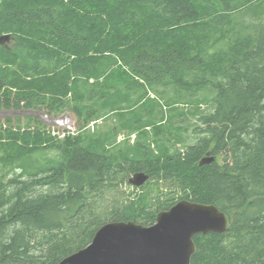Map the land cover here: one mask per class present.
<instances>
[{"label": "trees", "instance_id": "trees-1", "mask_svg": "<svg viewBox=\"0 0 264 264\" xmlns=\"http://www.w3.org/2000/svg\"><path fill=\"white\" fill-rule=\"evenodd\" d=\"M4 34L0 111L56 117L70 107L87 122L107 109L128 114L135 129L156 107L148 90L167 104L208 90L200 100L209 108L182 151L156 139L121 147L101 136L57 142L36 129L0 130L1 159L21 169L0 176V264H58L103 223L150 225L180 199L228 218L224 232L193 236L189 264H264V0H0ZM47 145L62 158L33 170L26 158ZM207 153L214 160L199 165ZM137 172L173 197L128 198L122 186Z\"/></svg>", "mask_w": 264, "mask_h": 264}, {"label": "water", "instance_id": "water-1", "mask_svg": "<svg viewBox=\"0 0 264 264\" xmlns=\"http://www.w3.org/2000/svg\"><path fill=\"white\" fill-rule=\"evenodd\" d=\"M8 39L9 34L0 36V41ZM11 114H35L47 122H57L32 110L0 112V116ZM212 160L214 157L207 153L198 164ZM147 179L145 173L137 172L128 183L138 187ZM227 225L225 212L215 205L180 199L158 211L150 225L133 220L103 223L87 245L63 257L58 264H189L195 251L193 236L221 233Z\"/></svg>", "mask_w": 264, "mask_h": 264}, {"label": "rangeland", "instance_id": "rangeland-1", "mask_svg": "<svg viewBox=\"0 0 264 264\" xmlns=\"http://www.w3.org/2000/svg\"><path fill=\"white\" fill-rule=\"evenodd\" d=\"M232 16H238V12L232 13ZM242 20L245 22H251L254 20V18L250 16H244ZM9 40L5 41H7V44L10 45V43H8ZM91 81L92 79H89V82ZM141 91L142 90H137L135 93H133V95L138 94L139 92L141 93ZM202 91L204 92L198 94L194 92L195 95L190 99L189 102H176L173 104L169 102L167 104L166 100L163 97H159L151 90H148V94L146 97H151L152 99H154L156 102L153 104L156 107L153 108L152 112L146 113V117L144 116L142 118V120L146 121L148 125H139L138 128L135 129L129 124L130 122H128L127 120V118L129 117L128 114L124 115V117L122 118L118 114H111L107 109H105L103 110L104 112L100 114L101 116L85 122L82 118L77 116L75 111L71 110L70 107H67L66 109L58 111L57 116L55 115L56 117H49L59 119V121L56 122L57 124L55 125L50 124V122L43 120V118H40L39 116L38 117L43 122V124H38L37 122L33 121H27L25 118H23V116L30 114H18L21 116L20 120L11 119L9 123L4 121V118L9 115L0 116V130L8 128L12 131H23L25 129L34 131L36 129L51 137V140H56L57 142L69 136H81L83 138L87 136H101L105 141L108 140V143H111L114 146L119 145L121 147H123V145L134 144L138 138L139 140H143V138H146L147 140L151 141V146H155L154 139H156L159 141H164L171 150L179 149L182 151L185 144L194 143L199 136V134H197V131H195L196 126H201V123L198 120L199 113H202L209 108L207 101L200 100L202 96H208V90L203 89ZM72 104L73 103H71V105ZM121 105L123 107L125 106L124 103H122ZM179 109H190L192 110V112H195V114L194 116L193 114H190L192 116H189L188 113L184 118L181 115H177V110L179 111ZM139 112L142 113L140 109H138L136 113ZM45 116L46 118H48L47 115ZM168 120L170 122H168ZM172 122L174 123L173 125H171ZM154 124L161 125L163 127V131L165 132L166 128L172 127L173 129H170L171 133H173L172 136L167 135V133L164 132V135H160V138H157L154 133ZM176 127L179 128L175 129ZM175 130H179L178 135L177 131ZM142 131H146V133L142 134ZM175 136L180 137L182 141H174L173 137ZM2 140L5 139L3 138ZM4 157L5 152H3V150L0 148V176H4V179H6L12 176L15 172H19L21 169L18 167V164H6V161H3L1 159ZM60 157L61 156L57 152L56 148H52L51 145H47L44 146L41 150H38L29 155L26 159H29L28 162L32 164L33 170H36L38 167L45 168L46 165H49V163L53 164L54 161L59 160ZM221 158L222 154L216 156L218 162H221ZM25 160H21L20 163L25 162ZM141 186H145V188L142 189ZM122 189L125 190V194L126 196H128V198H134L141 193H146L151 200L152 198L156 200L158 198L166 199V197H173V194L169 193V191L171 190L164 186H161V184L159 183L149 181L148 179L138 187L131 184H124L122 186Z\"/></svg>", "mask_w": 264, "mask_h": 264}]
</instances>
